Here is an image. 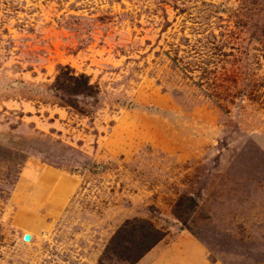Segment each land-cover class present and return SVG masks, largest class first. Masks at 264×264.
<instances>
[{
    "label": "rangeland",
    "instance_id": "374dc122",
    "mask_svg": "<svg viewBox=\"0 0 264 264\" xmlns=\"http://www.w3.org/2000/svg\"><path fill=\"white\" fill-rule=\"evenodd\" d=\"M263 33L264 0H0V264H129L130 219L132 264H264Z\"/></svg>",
    "mask_w": 264,
    "mask_h": 264
},
{
    "label": "trees",
    "instance_id": "16d2710c",
    "mask_svg": "<svg viewBox=\"0 0 264 264\" xmlns=\"http://www.w3.org/2000/svg\"><path fill=\"white\" fill-rule=\"evenodd\" d=\"M58 78H62L61 82L66 84V88H69V91L76 95H91L94 92L93 86L89 83L88 78L84 74L76 76L69 75V72H66L65 77V73L61 71ZM58 80L60 81V79H57V81ZM161 236L162 232L155 228L152 223L146 222L145 220H126L106 245L103 255L112 252V243L115 241L118 245L123 247V250L119 252V256L124 261L132 264L154 246ZM134 248H136V250H134Z\"/></svg>",
    "mask_w": 264,
    "mask_h": 264
},
{
    "label": "crops",
    "instance_id": "0c3cea01",
    "mask_svg": "<svg viewBox=\"0 0 264 264\" xmlns=\"http://www.w3.org/2000/svg\"><path fill=\"white\" fill-rule=\"evenodd\" d=\"M51 171V170H48V172Z\"/></svg>",
    "mask_w": 264,
    "mask_h": 264
}]
</instances>
